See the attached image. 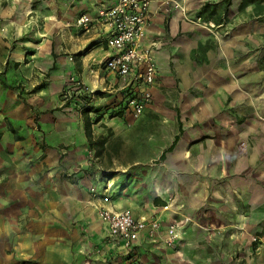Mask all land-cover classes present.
I'll return each mask as SVG.
<instances>
[{"label": "crops", "instance_id": "1", "mask_svg": "<svg viewBox=\"0 0 264 264\" xmlns=\"http://www.w3.org/2000/svg\"><path fill=\"white\" fill-rule=\"evenodd\" d=\"M113 1L0 0V40L6 44V40L21 33H31L34 66L42 68V54L56 68L55 77L72 75L79 80L85 106L100 109L98 113L91 112L92 118L94 113L96 117L101 115L94 124V138L98 142L107 139L100 146L107 156L114 154L112 159L102 157L106 167L93 162L87 169L95 175L103 170L106 177H83L79 183L60 177L54 183L31 188V198L24 203H38L44 209L40 208L30 222L31 229L22 233L20 248L33 258L34 264H229L235 252L246 259V264H264V247L252 243L258 227L264 225V123L258 128V122H245V127L239 129L234 110L227 111L226 101L243 99L248 94L239 89L231 75L227 77L226 69L220 65L219 71L218 64L212 63L204 79V72L192 60L197 27L188 19L209 0L151 2L142 49L151 50L159 74L152 100L135 119L124 112L109 111L120 98L124 81L103 64L110 55L108 29L99 23L86 33L75 24L84 14L97 17L99 5ZM78 32L82 33L78 36ZM20 42L23 43L21 39ZM226 50L230 51V44ZM177 80L182 91L174 101L179 104L174 110H161L164 87L173 86ZM203 83L208 91L193 90ZM2 84L12 88L5 81ZM64 104L56 110L70 105ZM243 114L246 118L247 113ZM138 122L151 145L134 151L128 135ZM54 123V143L49 145L44 140L42 148L52 150L60 169L86 167L88 149L98 154L100 146L98 151L91 147L83 117L65 116ZM8 124L15 138L23 140L10 121ZM75 127L78 134L73 131ZM152 149L155 153H148ZM223 158L228 171L233 169L236 175L220 188L216 177ZM233 159L235 167L231 166ZM149 160L156 162L144 166ZM93 185L102 188L104 198L88 191ZM103 205L114 211L132 209L137 216L156 217L162 227L141 233L135 251H130L121 241L109 237L98 212ZM167 205L170 207L166 210ZM184 218L189 220L180 227L181 239L175 246H167V225ZM90 235L97 239L96 243L87 244L84 251L81 242L94 239ZM218 245H224V249ZM125 254L138 260L131 256L126 260ZM12 264L21 261L15 259Z\"/></svg>", "mask_w": 264, "mask_h": 264}, {"label": "rangeland", "instance_id": "2", "mask_svg": "<svg viewBox=\"0 0 264 264\" xmlns=\"http://www.w3.org/2000/svg\"><path fill=\"white\" fill-rule=\"evenodd\" d=\"M206 3L210 4L207 11L201 7L193 18L188 19L197 27L194 36L196 44L191 52L193 64L204 72L202 73L205 76H203L204 79L212 70V63L218 64V69L219 65L222 69H226L227 77L231 75L239 85V89L248 94L243 99L235 97L234 103L231 98L227 99V111L234 110L232 112L240 125L239 129L245 127V122H258V128H260L264 123V0H230L229 2L228 0H209L204 5ZM81 33L78 32L76 35ZM30 34L26 31L25 34L13 40H6V44L0 40V264H12L15 259H19L21 264L35 263L33 258L26 256L25 251L20 248L24 241L22 233L31 229L30 222L35 220L41 212L40 208H43L38 203L35 206L29 202L24 203L28 197L31 198V188L38 189L40 186H45L44 184L54 183L60 180V177L62 180L77 183L83 177L85 179L106 177L103 170L95 175V173H89L87 169L93 162L99 163L100 167L102 165L106 167V164L101 162L102 157L112 159L114 155L107 156L101 146L98 154L91 152L90 148L85 158L87 160L86 167H83L85 170L75 167L73 170L65 171L59 168L57 159L51 154L52 150L42 148L44 140L49 145L54 143V122L65 116L82 118V110L86 107V102L79 80L72 75L55 77L56 68L48 63L44 55L39 56L42 68L34 66L32 62L34 46L30 42L32 38ZM228 44H230V51L226 50ZM2 81L11 85L12 88H4ZM207 87V84L203 83L200 88L193 90L204 92L209 90ZM181 91L182 87L178 80L173 86H165L160 99V109H176L179 103L174 99H177ZM66 100L71 102L70 105L59 111L56 110ZM243 113H247L246 118H243ZM110 115L114 116V114ZM96 116L94 113L93 118ZM9 121L16 133L24 136L23 140L16 139L10 132ZM141 127L140 122L133 124L131 134L128 135L129 145L134 151L147 149L148 143L149 147L151 145ZM77 129L75 127L73 130L76 134H78ZM170 132L173 134L174 130L171 128ZM111 141L115 143L113 139ZM148 153H155L154 149ZM136 156L144 157L145 155L137 154ZM235 161L233 159L231 166L235 167L237 164ZM154 162L156 160H149L144 166L149 167ZM77 163L74 162L75 165ZM222 163H218L219 176L216 177V185L220 188L226 186V182L236 175L233 169L228 171L226 168L228 164L224 158ZM101 190V187L99 189L94 185L88 189L94 197L104 198L105 194ZM14 192L15 195H13ZM256 233L252 237V243L263 248L264 225L259 226ZM91 238L94 239L81 242L85 245L84 251L87 244L96 243L97 239L95 240L93 236ZM218 248L223 250L224 245H218ZM124 256L126 260L131 259V254ZM131 257L138 260L134 256ZM243 260L238 252H235L228 263H241ZM246 263L245 259L243 264Z\"/></svg>", "mask_w": 264, "mask_h": 264}, {"label": "built area", "instance_id": "3", "mask_svg": "<svg viewBox=\"0 0 264 264\" xmlns=\"http://www.w3.org/2000/svg\"><path fill=\"white\" fill-rule=\"evenodd\" d=\"M153 0H114L110 5L101 3L97 17L81 15L75 21L76 27L86 33L92 32L97 24L108 29L106 44L110 55L104 61L105 68L117 74L124 81L120 98L109 108L111 112H124L132 117L144 113L153 98V85L159 71L154 55L149 49H142L146 32L150 4ZM109 200V197H105ZM170 206L167 205V210ZM99 216L108 227V235L114 241H121L130 251L146 230L161 229L162 221L146 215L137 216L132 209L114 211L101 206ZM189 218L173 220L166 227L165 243L175 246L181 239L180 227Z\"/></svg>", "mask_w": 264, "mask_h": 264}, {"label": "trees", "instance_id": "4", "mask_svg": "<svg viewBox=\"0 0 264 264\" xmlns=\"http://www.w3.org/2000/svg\"><path fill=\"white\" fill-rule=\"evenodd\" d=\"M230 0H228L229 2ZM210 7V4L207 3L203 6V10L207 11V9ZM70 104L69 100L65 101V105ZM100 109L98 110H93L92 107L90 106H86L83 108L82 110V117H83V122L85 123V133H86V137L89 140V143L91 145L92 148H95L96 151H98V147L100 146V144H105L107 142V139H103L102 141H97L96 138H94V124L98 123V121L101 118V115H98V117H96L95 119L92 118L91 116V112H96L98 113ZM121 113V112H119ZM12 131H14V129H12ZM179 137L176 139V141L174 142V145L178 142Z\"/></svg>", "mask_w": 264, "mask_h": 264}]
</instances>
